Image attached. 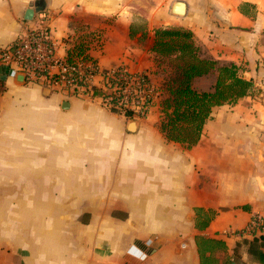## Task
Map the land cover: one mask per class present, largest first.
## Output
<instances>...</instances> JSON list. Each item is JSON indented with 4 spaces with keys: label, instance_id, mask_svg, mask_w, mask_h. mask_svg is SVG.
<instances>
[{
    "label": "crops",
    "instance_id": "1",
    "mask_svg": "<svg viewBox=\"0 0 264 264\" xmlns=\"http://www.w3.org/2000/svg\"><path fill=\"white\" fill-rule=\"evenodd\" d=\"M174 1L0 0V46L47 25L63 58L67 38L97 31L98 67L137 72L155 66L154 29L178 25L264 93V0H182L183 16ZM2 81L0 264H200L199 234L224 240L220 261L260 264L243 244L234 252L233 232L264 216V94L213 107L185 148L153 114L130 119L100 98Z\"/></svg>",
    "mask_w": 264,
    "mask_h": 264
},
{
    "label": "trees",
    "instance_id": "2",
    "mask_svg": "<svg viewBox=\"0 0 264 264\" xmlns=\"http://www.w3.org/2000/svg\"><path fill=\"white\" fill-rule=\"evenodd\" d=\"M98 36L97 31L82 30L67 38L63 57L65 62L73 63L81 56L84 61L96 65V60L88 54V50ZM200 49L187 28L166 25L154 29V61L156 64L166 61L172 68L171 72L161 74L158 127L168 141L178 142L185 148L197 143L204 124L211 118L213 107L233 104L238 98L248 95L253 88L252 80L241 76L235 63L219 64L209 56H201ZM212 71H216V78L211 90L193 87L194 78ZM4 89L0 79V92ZM87 92L91 98H100L103 102L107 95L101 86L89 85ZM107 109L133 118L131 111L122 112L113 106ZM243 232L244 228L233 232L241 238L234 252L243 244L249 260L264 264V234L246 237ZM195 243L200 264H231L228 256H223L221 261L216 256L218 253L225 255L227 246L224 240L199 234L195 236Z\"/></svg>",
    "mask_w": 264,
    "mask_h": 264
},
{
    "label": "built area",
    "instance_id": "3",
    "mask_svg": "<svg viewBox=\"0 0 264 264\" xmlns=\"http://www.w3.org/2000/svg\"><path fill=\"white\" fill-rule=\"evenodd\" d=\"M16 40L10 45L0 46L2 80L22 76L24 83L34 82L71 96L90 97L87 87L92 85L93 77L98 76L99 86L107 94L105 101L101 100L103 106H113L122 112L131 111L136 118L148 114L153 95L159 93L144 71L130 72L121 64L99 68L81 56L73 63L56 57L47 25L30 28ZM98 41L99 37L93 42ZM243 234H264V216H253Z\"/></svg>",
    "mask_w": 264,
    "mask_h": 264
},
{
    "label": "rangeland",
    "instance_id": "4",
    "mask_svg": "<svg viewBox=\"0 0 264 264\" xmlns=\"http://www.w3.org/2000/svg\"><path fill=\"white\" fill-rule=\"evenodd\" d=\"M165 6H166V4L165 5L162 4V7H164V9L166 8ZM101 35H102V33H101ZM100 39L102 40V37ZM100 44L101 43L99 41L95 42L94 48H98ZM200 55L208 57V55H206V52L202 51V49H200ZM144 70L143 71L149 75V80H150L151 84H153L155 87H157L158 92H159L158 94H157V92H155V94L153 95L148 114H153L159 118L160 112H159L158 103L160 101L159 99L161 96V90H160V84L162 82L161 74L162 73L166 74L167 72H171L172 68L166 61H161V62L159 61V63H157V64L155 63V66H153L152 69H144ZM215 78H216V71H212V72L208 73L204 78L202 77V79L201 78L195 79L192 84H193V87L196 88L197 90H211L213 85H214L213 82L215 81ZM30 84H37V83L31 82ZM263 94L264 93H263L261 86L256 85V86H253V88L250 90L249 94L246 95V97L247 96L248 97H262ZM81 98L88 99V100L95 99V98H91V97H81ZM96 99H98V101H100L99 98H96ZM130 119H136V117H133ZM206 130H207V128H206ZM212 214L213 213L209 212V215H212Z\"/></svg>",
    "mask_w": 264,
    "mask_h": 264
},
{
    "label": "water",
    "instance_id": "5",
    "mask_svg": "<svg viewBox=\"0 0 264 264\" xmlns=\"http://www.w3.org/2000/svg\"><path fill=\"white\" fill-rule=\"evenodd\" d=\"M171 12L175 15L178 16H183L185 14V2L182 0H175L172 5H171ZM34 16V9L33 8H28L25 11V16L24 19L25 20H32ZM19 79H21V82H23V78L22 76H18ZM135 121L133 120H129V125H132V127H129V129H133L134 123Z\"/></svg>",
    "mask_w": 264,
    "mask_h": 264
},
{
    "label": "bare ground",
    "instance_id": "6",
    "mask_svg": "<svg viewBox=\"0 0 264 264\" xmlns=\"http://www.w3.org/2000/svg\"><path fill=\"white\" fill-rule=\"evenodd\" d=\"M129 127H132V125H129Z\"/></svg>",
    "mask_w": 264,
    "mask_h": 264
}]
</instances>
